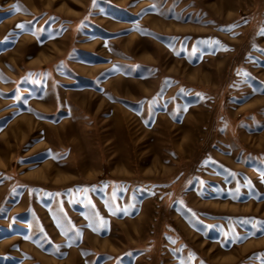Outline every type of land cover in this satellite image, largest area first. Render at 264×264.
<instances>
[{
    "label": "rangeland",
    "instance_id": "obj_1",
    "mask_svg": "<svg viewBox=\"0 0 264 264\" xmlns=\"http://www.w3.org/2000/svg\"><path fill=\"white\" fill-rule=\"evenodd\" d=\"M0 264H264V0H0Z\"/></svg>",
    "mask_w": 264,
    "mask_h": 264
},
{
    "label": "snow or ice",
    "instance_id": "obj_2",
    "mask_svg": "<svg viewBox=\"0 0 264 264\" xmlns=\"http://www.w3.org/2000/svg\"><path fill=\"white\" fill-rule=\"evenodd\" d=\"M19 26V25H18ZM228 27H231V26H228ZM223 47L227 48V45H224Z\"/></svg>",
    "mask_w": 264,
    "mask_h": 264
}]
</instances>
